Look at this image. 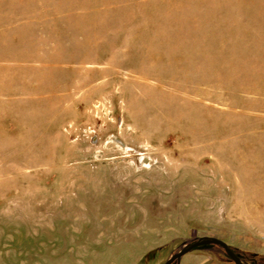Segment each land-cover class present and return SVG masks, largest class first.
Wrapping results in <instances>:
<instances>
[{"label":"rangeland","instance_id":"1","mask_svg":"<svg viewBox=\"0 0 264 264\" xmlns=\"http://www.w3.org/2000/svg\"><path fill=\"white\" fill-rule=\"evenodd\" d=\"M204 236L264 264V0H0V264Z\"/></svg>","mask_w":264,"mask_h":264},{"label":"water","instance_id":"2","mask_svg":"<svg viewBox=\"0 0 264 264\" xmlns=\"http://www.w3.org/2000/svg\"><path fill=\"white\" fill-rule=\"evenodd\" d=\"M203 245H216L219 246L226 257L232 261L234 264H245L240 257L227 245L224 241L218 240L215 237H195L189 240H185L182 244H180L170 255L168 259L163 264H171L172 262H179L180 259L185 253L189 252L195 247L203 246Z\"/></svg>","mask_w":264,"mask_h":264},{"label":"flooded vegetation","instance_id":"3","mask_svg":"<svg viewBox=\"0 0 264 264\" xmlns=\"http://www.w3.org/2000/svg\"><path fill=\"white\" fill-rule=\"evenodd\" d=\"M203 246H211V245H203Z\"/></svg>","mask_w":264,"mask_h":264}]
</instances>
